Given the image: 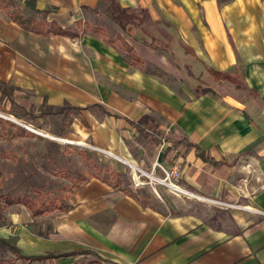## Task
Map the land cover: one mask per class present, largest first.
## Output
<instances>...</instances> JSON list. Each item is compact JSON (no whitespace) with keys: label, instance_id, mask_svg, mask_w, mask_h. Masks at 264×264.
<instances>
[{"label":"crops","instance_id":"1","mask_svg":"<svg viewBox=\"0 0 264 264\" xmlns=\"http://www.w3.org/2000/svg\"><path fill=\"white\" fill-rule=\"evenodd\" d=\"M114 1L130 15L121 26L103 0H35L47 16L25 23L1 9L0 81L71 116L73 142L153 175L177 167L184 195L89 177L48 229L10 215L15 246L55 256L44 264H264V0ZM92 11L140 63L88 31L29 29L73 32Z\"/></svg>","mask_w":264,"mask_h":264},{"label":"rangeland","instance_id":"2","mask_svg":"<svg viewBox=\"0 0 264 264\" xmlns=\"http://www.w3.org/2000/svg\"><path fill=\"white\" fill-rule=\"evenodd\" d=\"M0 10L10 11L16 19L25 23L28 19H41L40 14H36L21 0H1ZM105 9L102 7L99 12ZM98 11V10H97ZM98 12L92 11L90 20L84 24L80 23L74 28L76 34L88 31V28H97L99 33H94L99 37L115 39L116 35L107 19ZM92 34V33H91ZM15 103V108L11 102ZM13 108V114H8ZM45 110L37 105L29 96L20 95L15 90L10 98H0V120L9 122L12 125L23 128L27 135L23 137H10L14 132L11 125H3L7 129L9 136L0 137V237L2 230L6 229L11 235L8 240L15 243L14 226L9 221L10 215L22 212L30 214L25 202L30 200L36 205L43 200H52L57 205L67 204L72 192L78 188L83 181L89 177H101L112 184L119 182L124 187H133L132 170L127 165L120 163L116 159L109 157L99 151L71 145L55 140L61 138L73 140L72 133L67 129L71 120L69 115L43 116ZM6 117L19 123L21 126L4 119ZM28 126L34 131L25 129ZM48 135L49 137H45ZM85 143V142H84ZM88 145L87 143H85ZM156 177H161L157 169ZM149 182V178H144ZM177 184V183H176ZM158 186V184H156ZM164 187V186H162ZM134 188V187H133ZM166 188V187H164ZM167 189V188H166ZM165 189V190H166ZM144 196H151L154 202H159L155 197L154 191L144 187L140 191ZM161 197L168 198L171 203L181 204L183 197L174 195L160 189ZM164 193V194H163ZM4 195L11 199H21L22 202L8 204L4 202ZM167 203V201H166ZM162 206V203H153ZM61 212L53 211L40 217L32 219V222H46L45 228L48 229L50 222ZM40 227V226H39ZM0 264H44V261H28L16 259L9 251L0 247Z\"/></svg>","mask_w":264,"mask_h":264},{"label":"trees","instance_id":"3","mask_svg":"<svg viewBox=\"0 0 264 264\" xmlns=\"http://www.w3.org/2000/svg\"><path fill=\"white\" fill-rule=\"evenodd\" d=\"M105 1V11L108 15V17L118 23L120 26L122 25V22H128L130 21V15L128 13V10L122 9L120 8V6L114 1V0H103ZM1 2V0H0ZM1 5V3H0ZM24 5L26 7H28L30 10L34 11L36 14H40L42 16L43 19L46 18L48 11H42V10H38L35 6V0H25ZM2 8V6L0 7ZM76 25H78L76 23ZM30 31L37 33V34H42V35H46L49 33L52 34H57V35H65V36H69V37H76L75 32H71L69 30H62L61 28H59L56 24L54 23H50L49 25H47L45 22H34L31 24V26L29 27ZM88 32L94 34V33H99L100 30L97 28H88ZM103 40L108 43V44H112L115 45L119 50H121L122 52L125 53L126 55V60L130 65H135L136 63H140V60L134 55L132 49L124 42V40L118 36L115 39H111V38H106L103 37ZM15 89L13 87H10L6 84H4L3 82L0 81V98L6 97V98H10L12 96V92ZM12 107L15 108V103L12 101L11 102ZM62 109L60 108H55L54 110H52V108H48L46 109L42 115L43 116H48V115H54V114H58L61 112ZM8 114H13V108L8 111ZM149 119L148 118H142L140 121H138L136 124V127L139 129L140 132H144L142 127H147L150 123H149ZM11 125L14 128V132L12 134H10V137H23L25 135H27V132L18 126L12 125L7 121L4 120H0V137L2 136H9V134H7V129L5 126L3 125ZM151 128V126L149 127V129ZM119 183V182H116ZM4 202L8 203V204H14V203H20L22 202L21 199H11L8 195H4ZM29 212H30V216L32 218H36V217H40L46 213H51L53 211H59V212H65L69 209V205L68 204H59L57 205L54 201L52 200H43L40 203H38L37 205L33 202H31L30 200H27L25 202ZM2 210V206L0 205V213ZM0 247L3 250L9 251L10 253H12L16 259H21V260H28V261H44V260H48L51 259L53 257H55L54 255L51 254H47L45 256H24L20 253V251L18 250V248L15 246V244L8 240V239H4L0 237Z\"/></svg>","mask_w":264,"mask_h":264},{"label":"built area","instance_id":"4","mask_svg":"<svg viewBox=\"0 0 264 264\" xmlns=\"http://www.w3.org/2000/svg\"><path fill=\"white\" fill-rule=\"evenodd\" d=\"M163 143L164 142L161 143L160 149L164 148ZM153 168H157L159 170V172L161 173V177L158 178L152 173H148L146 171H143L140 168L134 167V174L132 176V182H133L134 188H140L146 185L147 183H149V185H151L152 188H154L153 186L155 184H159L161 186L166 187L167 189H169V186H170L174 189L180 190L179 186L176 184V181L179 177V169L177 167L167 169L163 167L162 165L155 163ZM144 178H147V179L149 178L150 181L145 182ZM154 192L156 191L154 190Z\"/></svg>","mask_w":264,"mask_h":264},{"label":"bare ground","instance_id":"5","mask_svg":"<svg viewBox=\"0 0 264 264\" xmlns=\"http://www.w3.org/2000/svg\"><path fill=\"white\" fill-rule=\"evenodd\" d=\"M27 129L31 130V131H34L32 128L26 126ZM45 137H49L48 135H45ZM55 140H58L60 142H64V143H67V144H71V145H77V146H81V147H88L87 145H85L84 143H79V142H73V141H70V140H66V139H61V138H55ZM125 163V162H124ZM127 164L128 167H130V169L132 170V173L134 174V165L132 164H128V163H125ZM132 174V175H133ZM152 178V177H151ZM170 192L172 191L173 193H176L178 195H181L183 194V192L181 190H178V189H174L172 187L169 186V189ZM184 195V194H183Z\"/></svg>","mask_w":264,"mask_h":264},{"label":"water","instance_id":"6","mask_svg":"<svg viewBox=\"0 0 264 264\" xmlns=\"http://www.w3.org/2000/svg\"><path fill=\"white\" fill-rule=\"evenodd\" d=\"M3 118L6 119V120L11 121V122H13V123H15L16 125L21 126L19 123L15 122V121H12V120H10V119H8V118H6V117H3ZM22 127H24L25 129H27L25 126H22Z\"/></svg>","mask_w":264,"mask_h":264}]
</instances>
